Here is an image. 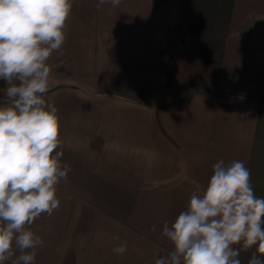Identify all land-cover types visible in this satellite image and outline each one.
<instances>
[{"label":"crops","instance_id":"1","mask_svg":"<svg viewBox=\"0 0 264 264\" xmlns=\"http://www.w3.org/2000/svg\"><path fill=\"white\" fill-rule=\"evenodd\" d=\"M228 2L224 16L185 8L187 31L225 32L221 93H212L165 83L164 32L177 1L98 9L97 0H73L45 97L59 109L62 163L71 171L58 186V210L30 226L45 241L35 264H155L173 250L163 222L206 189L221 159L245 161L264 197V0ZM6 87L0 79V92ZM125 241L127 251L115 254ZM255 250H241V264Z\"/></svg>","mask_w":264,"mask_h":264},{"label":"clouds","instance_id":"2","mask_svg":"<svg viewBox=\"0 0 264 264\" xmlns=\"http://www.w3.org/2000/svg\"><path fill=\"white\" fill-rule=\"evenodd\" d=\"M105 3L121 0L96 6ZM72 7L73 0H0V79L8 85L0 102V264H35L45 241L30 226L58 210V186L71 171L62 163L59 109L45 97L48 61L64 55ZM162 234L173 250L155 264H241V250L253 246L248 264H264V197L255 195L246 162H216L206 189L163 222ZM112 251L124 254L127 242Z\"/></svg>","mask_w":264,"mask_h":264},{"label":"trees","instance_id":"3","mask_svg":"<svg viewBox=\"0 0 264 264\" xmlns=\"http://www.w3.org/2000/svg\"><path fill=\"white\" fill-rule=\"evenodd\" d=\"M175 1L179 5L177 17L173 25L167 27L164 32L165 47L162 50V59L165 83L167 86L183 87L190 91L221 93L218 88L220 73L218 62L225 32L187 31L186 22L189 21V12L185 8L192 3L195 15L199 16L200 10H214L224 16L228 14L229 2L228 0ZM189 99L190 97L174 109L184 107Z\"/></svg>","mask_w":264,"mask_h":264},{"label":"built area","instance_id":"4","mask_svg":"<svg viewBox=\"0 0 264 264\" xmlns=\"http://www.w3.org/2000/svg\"><path fill=\"white\" fill-rule=\"evenodd\" d=\"M4 101V92H0V102Z\"/></svg>","mask_w":264,"mask_h":264}]
</instances>
